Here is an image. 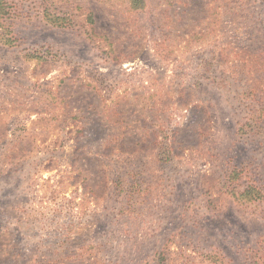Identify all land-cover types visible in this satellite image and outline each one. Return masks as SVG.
<instances>
[{
  "label": "rangeland",
  "instance_id": "1",
  "mask_svg": "<svg viewBox=\"0 0 264 264\" xmlns=\"http://www.w3.org/2000/svg\"><path fill=\"white\" fill-rule=\"evenodd\" d=\"M0 264H264V0H0Z\"/></svg>",
  "mask_w": 264,
  "mask_h": 264
}]
</instances>
